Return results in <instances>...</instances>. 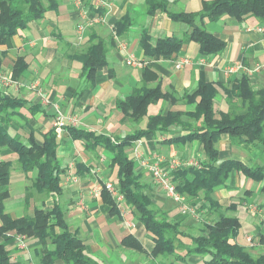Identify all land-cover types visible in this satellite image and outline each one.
<instances>
[{"label":"crops","instance_id":"1","mask_svg":"<svg viewBox=\"0 0 264 264\" xmlns=\"http://www.w3.org/2000/svg\"><path fill=\"white\" fill-rule=\"evenodd\" d=\"M41 1L46 7L49 5V0ZM53 1L56 6L12 36L9 46L0 45V72L16 83L0 87V91L25 104L19 109V114L6 116L0 113V122L11 136L21 142L27 143L31 135L40 143L43 136L53 129L52 105H57L66 115H73L77 119L76 129L109 137L111 141L124 138L144 129L147 117L139 122L130 121L115 108L118 99L131 96L143 85L148 88L158 85L162 93L171 95L177 102L158 101L148 108V116L168 111L189 112L192 106L181 99L195 90L199 83L228 86L240 76H246L224 73L226 67L235 62L245 67L261 65L260 72L246 77L254 90L264 86V33L260 31L264 29V21L252 17L237 21L226 15L213 22L198 20V26L225 43L220 54L202 56L197 45L189 42L171 57L150 59L138 46L142 33L146 32L155 42L167 37H184L190 27L172 21L160 11L147 14L145 0ZM210 1L213 0H167L168 11L198 13L202 3ZM124 18L129 21L128 29L117 35L115 26ZM80 24H84V30L79 39L77 28ZM98 41L104 43L106 64L97 69L94 85L90 87L82 76V66L76 57ZM129 56L145 61V66L141 69L127 66L125 62ZM18 58H22L27 67L17 80H13V66ZM183 59L187 62L176 69L175 65ZM219 96L220 101H215L218 109L228 111L229 105L223 94ZM233 104L237 102L233 101ZM188 130L187 127L174 126L167 133L145 136L132 144L127 150L128 156L133 160L135 151L144 159L160 156V168L166 171L199 168L200 161L204 160L201 144L196 141L167 143V139L181 137L189 133ZM54 133L60 163L58 193L34 192L32 185L36 170L28 174L20 170L21 173L12 175L16 156L8 150H0V161H11L9 198L4 202L6 214L15 218L13 211L20 209L16 206L5 208V203L12 198V190L23 198L21 209L29 215L37 205L50 210L54 203L58 204L69 232L83 241L86 255L96 264H204L207 261L204 255H185V249L178 248L177 242L174 254L153 257L154 238L136 220L133 208L125 202L126 216L123 218L118 209L113 212L103 202L101 194L97 197L91 194L93 188L102 187L104 182L117 186V168L111 164V154L103 148H87L82 141L72 140L65 130L60 134ZM216 147L219 161L234 160L250 168L263 167L260 147L233 142L226 135L221 136ZM134 163V171L150 197L156 217L177 225L182 233L179 236L182 244L184 240L202 234L204 226L216 221L219 215H226L239 221L235 242L253 257L264 255V242H260V237L264 238V194L261 192L264 181H254L232 170L225 184L213 192L216 206L210 207L206 203V209L188 215L180 213L178 204L156 185L145 169L136 161ZM71 166L78 178L76 183L67 179V169ZM124 220L131 221L133 227H127ZM7 235L10 240L6 246L12 253V262L37 264L35 251L39 245L35 240L26 238L27 249L23 251L17 247V234L10 232ZM128 237L134 238L141 248L135 250L124 246L122 243Z\"/></svg>","mask_w":264,"mask_h":264},{"label":"trees","instance_id":"2","mask_svg":"<svg viewBox=\"0 0 264 264\" xmlns=\"http://www.w3.org/2000/svg\"><path fill=\"white\" fill-rule=\"evenodd\" d=\"M145 2L147 14L152 15L160 11L172 21L190 27L189 33L184 37H167L155 42H152L146 32L142 33L138 46L144 56L150 59L171 57L189 42L197 45L198 53L202 56L220 54L225 49V43L202 26H198V20L207 19L213 22L226 15L237 21L250 17L264 21V0H213L203 2L198 13H172L168 11L167 0ZM54 6L56 3L53 0H49L47 7L41 0H0V45L9 46L12 36L27 28L30 22L41 19L44 13ZM128 26L129 21L124 18L116 24V34H122ZM76 59L81 63L82 76L90 87L93 86L97 69L106 64L104 43L98 41L90 45ZM26 67L24 60L18 58L13 66V80H17ZM220 94H223L229 105L226 112L215 106V100ZM161 100L177 102L176 98L162 93L158 85L152 88L143 85L131 96L118 99L115 108L130 121L139 122L147 117L144 129L136 130L121 139L111 141L109 137L70 126L65 127V131L72 140L82 141L87 148H103L111 154V164L117 168L116 188L123 195L125 202L133 208L136 220L153 236V257L174 254L177 249L174 244L177 242V247L185 249V255L209 256L204 264H264V255L253 257L235 242L240 228L235 217L219 215L216 221L204 226L202 234L190 237L192 245H183L179 241L182 233L178 231L177 225L156 217L150 197L144 192L139 175L134 171L135 163L127 152L133 143L145 136L167 133L174 126L187 127L189 133L176 139L169 138L167 143L196 141L202 145L204 160L200 161L199 168L185 167L172 171L171 177L176 191L187 197V203L196 212L206 209V203L215 207L213 192L225 184L232 170H237L254 181H264V167L250 168L234 160L219 161L216 147L221 136L226 135L233 142L264 149V86L258 90L252 89L246 76H240L228 86L199 83L195 90L181 99L192 106L191 111H168L166 114L148 116V108ZM233 101L237 104H233ZM24 105L20 99L4 95L0 91L1 114H19V109ZM197 123L199 126H195ZM57 146L53 129L43 136L40 143L31 135L27 143H24L11 136L6 126L0 122V150L5 149L15 154L22 173L28 174L36 170L37 175L32 185L34 192H59L60 163L57 158ZM10 169V160L0 161V264H16L12 262V253L6 246L10 240L7 234L10 232L38 243L35 251L37 264H96L86 255L83 241L69 232L63 211L58 204L54 203L50 210L34 208L32 215L18 218L4 212V202L9 198ZM261 192L264 194V183ZM101 196L103 202L116 212L115 203L105 189L101 191ZM260 242H264L263 237H260ZM122 244L135 250L141 248L132 237L126 238Z\"/></svg>","mask_w":264,"mask_h":264},{"label":"built area","instance_id":"3","mask_svg":"<svg viewBox=\"0 0 264 264\" xmlns=\"http://www.w3.org/2000/svg\"><path fill=\"white\" fill-rule=\"evenodd\" d=\"M84 30V24H80L77 28L79 39L82 36V32ZM262 33H264V29H261ZM187 61L183 59L181 62L175 65L176 69H179L183 64ZM126 65L141 69L145 66V61L136 60L132 56H129L126 59ZM262 70L261 65H254L253 67H245L240 62H235L226 67L224 73L226 75H234L237 73H242L246 76H251L255 73H258ZM15 85L16 83L10 79L9 76L0 72V87H8L10 85ZM49 103H46L48 105ZM53 109V118L51 119V126L56 134H60L65 130V127H77V119L73 115L64 114L57 105H52ZM160 156H153L150 159L142 158L137 151L134 152L133 160L136 161L139 167L145 169L156 185L163 190V192L170 198H172L177 204L180 213L194 215L195 210L187 203V197L181 195L176 191L175 183L171 177V172L173 169L166 171L160 168L161 162ZM67 179L71 183H76L78 181L77 176L74 174L72 166L67 169ZM104 188L112 197L116 208L121 212L122 217L126 216V211L123 206L125 203L124 197L119 193L117 188L113 186L110 182H104L102 187H96L91 190V194L94 197H97L101 194V190ZM124 223L127 227H133V224L129 220H124ZM15 241L18 249L26 250V237L23 235H15Z\"/></svg>","mask_w":264,"mask_h":264},{"label":"rangeland","instance_id":"4","mask_svg":"<svg viewBox=\"0 0 264 264\" xmlns=\"http://www.w3.org/2000/svg\"><path fill=\"white\" fill-rule=\"evenodd\" d=\"M216 100H217V102H219L220 101V96H218L217 98H216ZM215 100V101H216ZM215 106H216V108L218 109V105L215 103ZM220 110V109H219ZM259 156H260V158H261V162H262V166L264 167V149H262V152H259ZM15 157V156H14ZM15 163H14V166L15 167H12V169H11V171H13V173H12V175H15V174H17V173H21L20 172V169H19V166H18V163L16 162V160L14 161ZM16 192V191H15ZM15 192H13V190H12V193H11V196H12V198L9 200V201H7L6 203H5V208H13V207H20V209H17V210H15V211H13L14 213H12L13 215H14V217L16 218V217H19V216H22V215H29V213L25 210V209H21V206L20 205H22V202H23V198L22 197H20V196H18V195H16V193ZM43 208L42 207V205H37L36 206V208ZM195 210V209H194ZM195 214H197V212H196V210H195V213H194V215ZM184 242L186 243V244H188V245H186L185 243L183 244V245H185V246H189V245H192L191 244V240H184ZM178 248H182V247H178ZM185 254H186V252H185ZM203 257V256H202ZM204 258L206 259V260H208L209 259V256H207V255H204Z\"/></svg>","mask_w":264,"mask_h":264}]
</instances>
